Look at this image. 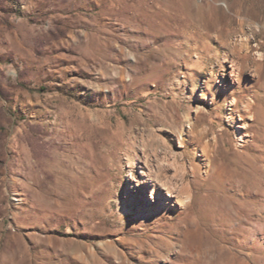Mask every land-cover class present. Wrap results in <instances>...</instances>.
<instances>
[{
	"label": "rangeland",
	"instance_id": "rangeland-1",
	"mask_svg": "<svg viewBox=\"0 0 264 264\" xmlns=\"http://www.w3.org/2000/svg\"><path fill=\"white\" fill-rule=\"evenodd\" d=\"M263 122L264 0H0V264H264Z\"/></svg>",
	"mask_w": 264,
	"mask_h": 264
},
{
	"label": "bare ground",
	"instance_id": "bare-ground-1",
	"mask_svg": "<svg viewBox=\"0 0 264 264\" xmlns=\"http://www.w3.org/2000/svg\"><path fill=\"white\" fill-rule=\"evenodd\" d=\"M202 69L205 68L203 64L200 65ZM233 70L229 72V76H238L237 72L239 70L238 66V61L233 60ZM221 69L223 70V75L224 77L226 76V68L224 65H222ZM236 86H225L227 87L225 91H222L221 87L224 84V80L219 76V75H212V77L209 79V81L206 84L207 90H203L201 93V96L206 99L210 100L213 105H217L218 102L222 99H226L231 93H240V79L237 78H232ZM255 98V97H254ZM253 97H247L244 99H239L238 97H234L232 101L230 102V113L225 116V120L235 126V133L237 140L241 141V145H244L243 143L247 141H255V138L257 137L256 135V130L254 129L255 124L252 125L250 124L247 119L253 120L254 122H258L259 118V109L260 105L256 102V100ZM204 108V106H202ZM206 109V108H205ZM200 110V109H199ZM220 110V109H219ZM208 112V111H207ZM237 113L239 115V118H237L234 114ZM207 115V114H206ZM218 117V116H217ZM223 118V117H222ZM259 118V119H258ZM264 124V122L262 123ZM226 130L224 127L220 128L219 134L222 135L223 131ZM211 131V127H205L203 129H197L195 126L191 128L190 132L193 133L194 136H197L199 139V144L201 147V150L203 152V155L205 156L206 163L208 167H211V165L214 162V156H215V145L217 141V136L214 135L212 140L207 139L209 133ZM207 139V140H205ZM181 142V141H180ZM197 144V142H196ZM181 145V144H180ZM183 165L186 166V163ZM193 163L191 162V166ZM184 166V167H185ZM145 167H148L146 164ZM186 168V167H185ZM208 169V168H207ZM145 168L142 167L141 174L143 175L141 178H134V181H136L137 186L139 185V182L141 181H147V174L145 175ZM189 170V169H187ZM148 173V172H147ZM152 173H150L151 175ZM207 175V174H206ZM149 177V176H148ZM189 183V182H188ZM183 186V185H182ZM189 186V185H188ZM186 187V186H185ZM192 187V186H191ZM189 188V187H188ZM187 188V189H188ZM192 191V190H191ZM143 192H146L143 190ZM167 195L169 196L168 201H173L175 200L176 203L180 204L181 206L186 204L189 199L192 197V193L189 191L185 195L186 191L184 192V195H175V199L173 196V193L166 192ZM183 193V192H182ZM181 193V194H182ZM162 196V194L160 195ZM152 200L156 199V194L155 192H152V195L150 196ZM193 198V197H192ZM159 201H163L162 198L158 199ZM147 205H152L150 202V199H146ZM170 203V202H169ZM189 204V203H188ZM154 207H156V204H153ZM186 206V205H185Z\"/></svg>",
	"mask_w": 264,
	"mask_h": 264
}]
</instances>
